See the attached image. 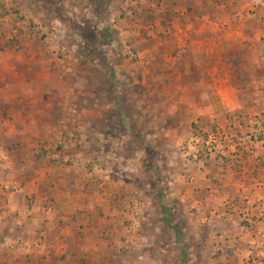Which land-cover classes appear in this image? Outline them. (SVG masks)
Listing matches in <instances>:
<instances>
[{
  "label": "rangeland",
  "instance_id": "rangeland-1",
  "mask_svg": "<svg viewBox=\"0 0 264 264\" xmlns=\"http://www.w3.org/2000/svg\"><path fill=\"white\" fill-rule=\"evenodd\" d=\"M0 264H264V0H0Z\"/></svg>",
  "mask_w": 264,
  "mask_h": 264
},
{
  "label": "crops",
  "instance_id": "crops-1",
  "mask_svg": "<svg viewBox=\"0 0 264 264\" xmlns=\"http://www.w3.org/2000/svg\"><path fill=\"white\" fill-rule=\"evenodd\" d=\"M204 15H208V14H204V13L202 14V13H201V16H204ZM192 18H194V17H192ZM204 34H206V33H204Z\"/></svg>",
  "mask_w": 264,
  "mask_h": 264
}]
</instances>
